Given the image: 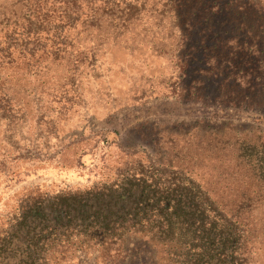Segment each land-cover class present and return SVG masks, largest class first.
Here are the masks:
<instances>
[{"label": "rangeland", "instance_id": "374dc122", "mask_svg": "<svg viewBox=\"0 0 264 264\" xmlns=\"http://www.w3.org/2000/svg\"><path fill=\"white\" fill-rule=\"evenodd\" d=\"M101 1L63 35H46L53 40L41 41V60L0 63L8 97L0 107V236L37 193L137 176L199 185L239 225L246 263L264 264L259 8L252 0ZM33 5L0 0V44ZM156 230L128 228L107 251L82 244L71 264H182L181 239L151 237Z\"/></svg>", "mask_w": 264, "mask_h": 264}, {"label": "trees", "instance_id": "16d2710c", "mask_svg": "<svg viewBox=\"0 0 264 264\" xmlns=\"http://www.w3.org/2000/svg\"><path fill=\"white\" fill-rule=\"evenodd\" d=\"M33 1L0 44V63L14 69L19 62L26 67L41 60L47 53L41 41L53 40L48 35H63L81 16L97 12L93 0ZM251 3L264 17V0ZM7 100L1 93L0 107ZM149 224L157 227L151 237L181 239L182 264H247L239 225L227 220L199 185L137 176L95 190L37 193L0 236V264H71L79 249L97 245L107 251L128 228Z\"/></svg>", "mask_w": 264, "mask_h": 264}]
</instances>
